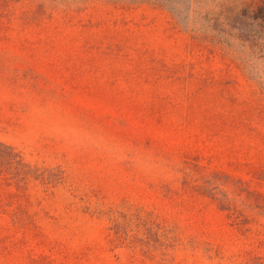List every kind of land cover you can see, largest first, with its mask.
I'll use <instances>...</instances> for the list:
<instances>
[{
	"label": "rangeland",
	"instance_id": "rangeland-1",
	"mask_svg": "<svg viewBox=\"0 0 264 264\" xmlns=\"http://www.w3.org/2000/svg\"><path fill=\"white\" fill-rule=\"evenodd\" d=\"M247 59L157 0H0V264H264Z\"/></svg>",
	"mask_w": 264,
	"mask_h": 264
},
{
	"label": "trees",
	"instance_id": "trees-1",
	"mask_svg": "<svg viewBox=\"0 0 264 264\" xmlns=\"http://www.w3.org/2000/svg\"><path fill=\"white\" fill-rule=\"evenodd\" d=\"M185 28L217 38L229 50L264 65V2L251 7L245 0H157ZM26 164L13 146L0 142V175L20 181Z\"/></svg>",
	"mask_w": 264,
	"mask_h": 264
}]
</instances>
